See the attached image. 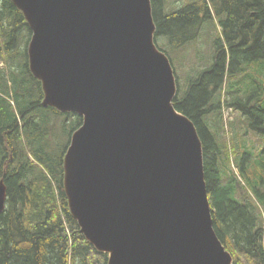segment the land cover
<instances>
[{"label": "water", "instance_id": "water-1", "mask_svg": "<svg viewBox=\"0 0 264 264\" xmlns=\"http://www.w3.org/2000/svg\"><path fill=\"white\" fill-rule=\"evenodd\" d=\"M42 105L82 117L63 158L71 215L108 264H233L151 0H11ZM7 187L0 180V214Z\"/></svg>", "mask_w": 264, "mask_h": 264}, {"label": "trees", "instance_id": "trees-1", "mask_svg": "<svg viewBox=\"0 0 264 264\" xmlns=\"http://www.w3.org/2000/svg\"><path fill=\"white\" fill-rule=\"evenodd\" d=\"M151 2L157 27L155 42L165 54L159 37L179 48L198 38L212 11L222 16V35L214 45L213 63L191 79L184 92L173 65L178 86L174 106L194 123L201 139L218 238L232 254L233 264H264V174H257L245 160L234 164L239 176L234 173L224 179L220 167L231 166L232 157L206 120L225 105L239 111L248 128L264 136V79L245 81L250 83L248 87L242 81L250 76L251 64L258 71L264 69V0H209L173 10L169 0ZM24 29L29 38L24 43L26 50L21 51ZM31 35L22 12L11 0H0V59L8 65L24 52L23 71L28 75L13 74L17 67L4 72L0 68V180L4 179L8 195L0 214V264H108V255L86 240L69 210L63 158L70 140L63 151L54 153L47 150L48 140L44 139L48 133L43 110L72 121L71 137L83 119L42 106L41 83L28 66ZM11 101L17 104V112ZM19 118L24 120L23 130ZM217 121L222 129L221 114ZM20 155L26 156L21 160Z\"/></svg>", "mask_w": 264, "mask_h": 264}, {"label": "rangeland", "instance_id": "rangeland-1", "mask_svg": "<svg viewBox=\"0 0 264 264\" xmlns=\"http://www.w3.org/2000/svg\"><path fill=\"white\" fill-rule=\"evenodd\" d=\"M209 0H169L168 6L170 9H177L183 7L185 5L200 3ZM222 16H217L212 11V17L207 19L199 29V36L197 39L190 41L186 45L173 48L169 45L167 39L165 37H159L158 44L166 51V54L171 59L177 75L179 77V85L181 87V92H184L187 88L189 81L195 78L201 70L207 68L213 63L214 56V45L221 37V27H220V19ZM29 31L24 29L22 32V42L20 47L21 51L26 50V46L24 43L29 38ZM25 48V49H24ZM20 52V51H19ZM23 57L18 56L14 57V63H10L7 65L2 59H0V68L4 71L16 69L13 74L15 75H23L28 76L24 71V63L26 62L25 53L22 52ZM248 74L250 76L245 77L242 81L243 84L248 87L250 83L245 81L251 80L260 77V79H264V69H259L261 73L255 68L254 64H251L248 67ZM6 75L8 74L5 72ZM239 79V78H237ZM259 80V79H258ZM252 87V86H250ZM233 89H231L232 91ZM15 112L18 111L17 104L12 102ZM224 107H226L224 105ZM42 114L44 115L46 124V133H48V137H44L48 141L47 150L52 151L54 153L61 152L67 147L69 143L71 133L73 131V122L69 121L68 118L64 115H58L54 111L51 110H43ZM221 114L222 120V129L221 124L216 123V120L219 119V115ZM72 118V115L69 116ZM225 118V119H224ZM242 115L239 111H235L231 113L229 110H222L213 112L209 116H207L206 120H209L211 128L215 131L217 135V139L226 143L228 147V153L232 157V164L229 165H221L220 169L225 179L230 178L229 174H236L239 176V172L237 168L234 166L236 164L239 165L240 162L247 160L249 164H251L252 168L257 171V174H264V136L257 133L256 131L250 130L247 124L242 120ZM24 120L18 119V123L20 125V129L23 130L25 123ZM226 121V122H225ZM224 124V126H223ZM226 152V155L228 154ZM232 154V155H231ZM23 156L20 155L19 159H23ZM234 158V160H233ZM235 161V162H234ZM34 165H39L38 162L34 161ZM42 166L41 168H43ZM234 170V171H233ZM256 204L259 205L257 199L254 200Z\"/></svg>", "mask_w": 264, "mask_h": 264}, {"label": "bare ground", "instance_id": "bare-ground-1", "mask_svg": "<svg viewBox=\"0 0 264 264\" xmlns=\"http://www.w3.org/2000/svg\"><path fill=\"white\" fill-rule=\"evenodd\" d=\"M225 87V86H224Z\"/></svg>", "mask_w": 264, "mask_h": 264}]
</instances>
